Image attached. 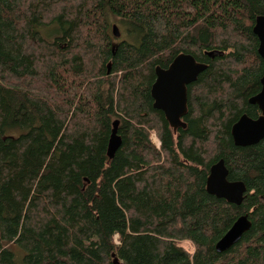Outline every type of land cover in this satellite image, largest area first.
I'll list each match as a JSON object with an SVG mask.
<instances>
[{
	"label": "trees",
	"instance_id": "16d2710c",
	"mask_svg": "<svg viewBox=\"0 0 264 264\" xmlns=\"http://www.w3.org/2000/svg\"><path fill=\"white\" fill-rule=\"evenodd\" d=\"M258 15L264 0H0V264H264V138L231 137L259 112ZM182 52L207 67L174 132L150 88ZM219 158L240 205L205 190Z\"/></svg>",
	"mask_w": 264,
	"mask_h": 264
},
{
	"label": "water",
	"instance_id": "95a60500",
	"mask_svg": "<svg viewBox=\"0 0 264 264\" xmlns=\"http://www.w3.org/2000/svg\"><path fill=\"white\" fill-rule=\"evenodd\" d=\"M112 31L115 36H119L117 25L112 26ZM252 31L258 39L257 52L264 65V15L256 17ZM206 54L214 57L222 55L223 51L210 50ZM206 67L205 63L197 61L192 54L183 52L177 54L166 68L155 67V79L150 88L153 107L163 112L169 126L174 131L186 126L183 116L187 111V85L194 82ZM249 103L257 104L262 114L256 119L242 114L233 123L231 137L236 146L256 144L264 138V72L261 78V90L249 98ZM117 124L118 120H115L108 140L107 155L109 158L113 157L121 144V137L117 134ZM205 190L210 195L240 205L245 198L246 185L242 180L228 179V169L224 159L219 158L209 167ZM250 227L251 221L248 215L246 213L239 215L217 240L215 250L223 252L229 249Z\"/></svg>",
	"mask_w": 264,
	"mask_h": 264
},
{
	"label": "rangeland",
	"instance_id": "374dc122",
	"mask_svg": "<svg viewBox=\"0 0 264 264\" xmlns=\"http://www.w3.org/2000/svg\"><path fill=\"white\" fill-rule=\"evenodd\" d=\"M113 23L117 25V22H116V19H115V18L113 19ZM117 27H118V26H117ZM118 29H120V26H119ZM124 35L127 36V34H124ZM119 36H120V35H119ZM118 38H119V37H118ZM151 139H152V141H153L157 146L159 145V141H158V139L156 138L155 133H152V134H151ZM179 245L182 246V247H184L185 249L189 250L190 252L193 251V248H192L191 244H190L188 241H182V242H179Z\"/></svg>",
	"mask_w": 264,
	"mask_h": 264
},
{
	"label": "flooded vegetation",
	"instance_id": "af4514ba",
	"mask_svg": "<svg viewBox=\"0 0 264 264\" xmlns=\"http://www.w3.org/2000/svg\"><path fill=\"white\" fill-rule=\"evenodd\" d=\"M258 40V39H257ZM262 60V59H261ZM263 62V61H262ZM263 72H264V70H263ZM262 76H263V74L261 75V77H260V89H259V91L261 90V78H262ZM258 91V92H259ZM257 92V93H258ZM257 93H255V94H253L252 96H254V95H256ZM252 96H250V97H252ZM249 97V98H250ZM249 98H248V103H249ZM251 105H256L257 107H258V105L257 104H252V103H250ZM258 110H259V112H258V114H257V116H255V117H251V116H249V117H251L252 119H256L257 117H259L261 114H262V112H261V110L259 109V107H258ZM243 114H246V113H243ZM247 115V114H246ZM241 116V115H240ZM239 116V117H240ZM238 120V119H237ZM236 120V121H237ZM233 125V124H232ZM232 127V126H231ZM173 130V129H172ZM177 130V129H176ZM174 131V130H173ZM174 132H176V131H174ZM252 145H254V144H252ZM249 146V145H248Z\"/></svg>",
	"mask_w": 264,
	"mask_h": 264
}]
</instances>
